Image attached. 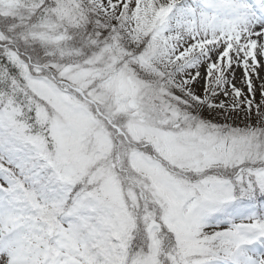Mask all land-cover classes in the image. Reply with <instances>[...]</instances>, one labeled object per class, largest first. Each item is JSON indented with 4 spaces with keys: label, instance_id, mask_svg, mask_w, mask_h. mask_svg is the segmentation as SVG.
<instances>
[{
    "label": "snow or ice",
    "instance_id": "obj_1",
    "mask_svg": "<svg viewBox=\"0 0 264 264\" xmlns=\"http://www.w3.org/2000/svg\"><path fill=\"white\" fill-rule=\"evenodd\" d=\"M0 264H264V0H0Z\"/></svg>",
    "mask_w": 264,
    "mask_h": 264
}]
</instances>
